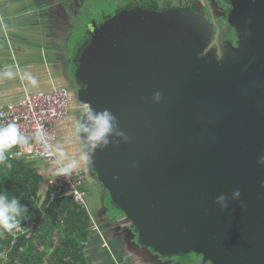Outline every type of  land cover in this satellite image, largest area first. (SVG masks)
Masks as SVG:
<instances>
[{"label": "water", "instance_id": "obj_1", "mask_svg": "<svg viewBox=\"0 0 264 264\" xmlns=\"http://www.w3.org/2000/svg\"><path fill=\"white\" fill-rule=\"evenodd\" d=\"M232 3L236 47L202 13L133 9L68 61L77 103L109 109L129 137L90 160L103 214L108 195L132 242L170 262L264 264V0Z\"/></svg>", "mask_w": 264, "mask_h": 264}, {"label": "crops", "instance_id": "obj_2", "mask_svg": "<svg viewBox=\"0 0 264 264\" xmlns=\"http://www.w3.org/2000/svg\"><path fill=\"white\" fill-rule=\"evenodd\" d=\"M81 3L82 0H66V4L63 0H0V105L18 103L26 93L67 89L70 113L66 120L55 125L57 140L53 149L60 145L69 157L77 159L81 144L76 139L75 120L81 117L84 108L77 103L70 78L74 77L77 68L73 63L68 65V61H73L85 42L74 44L76 40L73 41L75 7ZM29 74L37 79L36 86L28 81ZM30 163L46 177V181L52 176L54 163L41 160ZM89 165L90 162H80L76 170L85 171L88 208L100 223L108 245L105 247L104 242L93 234L85 250L90 263L114 264L115 258L122 264H204L201 256L194 260L175 258L170 262L134 244L128 231L130 224L120 212L109 210L103 214V189L88 172ZM107 201L108 195L106 206Z\"/></svg>", "mask_w": 264, "mask_h": 264}, {"label": "trees", "instance_id": "obj_3", "mask_svg": "<svg viewBox=\"0 0 264 264\" xmlns=\"http://www.w3.org/2000/svg\"><path fill=\"white\" fill-rule=\"evenodd\" d=\"M87 38L74 58L89 43ZM14 153L15 147L8 154L11 169L0 164V191L20 198L30 214L12 233L0 230V264H93L85 252L93 237L87 212L72 198L50 202L46 177Z\"/></svg>", "mask_w": 264, "mask_h": 264}, {"label": "clouds", "instance_id": "obj_4", "mask_svg": "<svg viewBox=\"0 0 264 264\" xmlns=\"http://www.w3.org/2000/svg\"><path fill=\"white\" fill-rule=\"evenodd\" d=\"M8 75L11 76L12 73L9 72ZM27 79L33 86L38 83L37 79L30 74ZM152 99L154 102H160L162 100L161 93L155 92ZM75 134L76 139L81 144L78 159L69 157L60 145H56L52 151L46 153L56 157L52 170V175L55 177L70 178L80 162H90L97 150H102L110 143H115L116 139L121 142H128L129 140V137L120 130L116 116L109 109L97 111L90 106H85L81 117L75 120ZM33 138L38 143L44 144L45 149L50 147L47 143L48 136L41 128H37L30 137L24 135L14 122L0 126V164L11 169L12 164L8 155L10 150L17 145H29ZM231 195L233 200H239L241 192L237 189ZM215 203L220 206L221 210L228 208V198L225 195L218 196ZM245 207L241 202V209L244 210ZM29 214L28 206L21 204L20 198L10 197L7 191H0V230L12 233L14 229L20 226L21 220Z\"/></svg>", "mask_w": 264, "mask_h": 264}, {"label": "built area", "instance_id": "obj_5", "mask_svg": "<svg viewBox=\"0 0 264 264\" xmlns=\"http://www.w3.org/2000/svg\"><path fill=\"white\" fill-rule=\"evenodd\" d=\"M70 113L69 92L65 88H56L37 94L26 93L18 103L0 105V126L9 122L18 125L24 135L32 136L37 128H41L48 136V149L44 144L38 143L34 138L29 145H17L14 157L26 161L41 160L54 163L56 157L46 153L53 150L57 140L55 125L67 119ZM86 174L83 171H74L70 178L51 176L48 179L47 190L49 200L54 202L59 198H72L74 202L84 209L90 220L91 232L97 235L105 247V233L96 217L90 212L87 202ZM114 264H122L117 259Z\"/></svg>", "mask_w": 264, "mask_h": 264}, {"label": "flooded vegetation", "instance_id": "obj_6", "mask_svg": "<svg viewBox=\"0 0 264 264\" xmlns=\"http://www.w3.org/2000/svg\"><path fill=\"white\" fill-rule=\"evenodd\" d=\"M110 0L105 9L108 14H104V21L114 15L128 10L141 9L155 11L158 13L168 12L170 10H180L189 13H202L205 19L212 25L215 34L219 31L218 44H231L237 46L236 31L229 25V16L232 10V0ZM112 11V13H110ZM75 13V12H74ZM103 21V22H104ZM103 24V23H102ZM100 25H95L100 27ZM93 28V27H92ZM91 37V30H90ZM77 66V65H76ZM71 85V84H70ZM78 88L81 85L77 83ZM72 87V85H71ZM175 260V259H173ZM203 260V258H202Z\"/></svg>", "mask_w": 264, "mask_h": 264}, {"label": "rangeland", "instance_id": "obj_7", "mask_svg": "<svg viewBox=\"0 0 264 264\" xmlns=\"http://www.w3.org/2000/svg\"><path fill=\"white\" fill-rule=\"evenodd\" d=\"M66 4V0H63ZM74 1V0H73ZM114 0L113 2H115ZM108 2L110 0H82V3L80 6L75 7V17L73 18L74 23V39L76 40V43H81L82 41L87 40L88 36H90V30L95 25H100L104 21V14H108L109 12H106V8L109 6ZM112 13V11H110ZM76 31L79 33H76ZM72 41V42H73ZM73 68V67H72ZM48 185V179L45 181V190H47ZM107 207H109L111 213H119L120 211L112 206L109 201H107ZM180 259L184 260H194L197 258H200L199 255L196 254H189V255H180Z\"/></svg>", "mask_w": 264, "mask_h": 264}]
</instances>
